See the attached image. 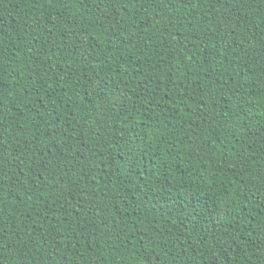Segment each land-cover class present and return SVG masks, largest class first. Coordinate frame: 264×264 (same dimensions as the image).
I'll list each match as a JSON object with an SVG mask.
<instances>
[{
    "label": "trees",
    "instance_id": "obj_1",
    "mask_svg": "<svg viewBox=\"0 0 264 264\" xmlns=\"http://www.w3.org/2000/svg\"><path fill=\"white\" fill-rule=\"evenodd\" d=\"M0 264H264V0H0Z\"/></svg>",
    "mask_w": 264,
    "mask_h": 264
}]
</instances>
